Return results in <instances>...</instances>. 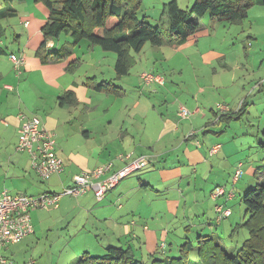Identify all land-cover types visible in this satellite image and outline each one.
<instances>
[{"label": "crops", "instance_id": "0c3cea01", "mask_svg": "<svg viewBox=\"0 0 264 264\" xmlns=\"http://www.w3.org/2000/svg\"><path fill=\"white\" fill-rule=\"evenodd\" d=\"M144 1L142 0L141 4L145 7L147 3ZM175 1L180 8L186 9L194 0ZM164 4L166 0H161L157 6H153L155 16H149L148 10L144 8L141 12L142 18L152 17L159 25L167 23L166 17L161 16ZM27 10H30L31 14L20 22L24 37L23 46H29L39 36L42 38L43 26L41 24L39 27L35 24L40 21V18L35 17L36 14L34 16V12L28 9V5L24 7L26 14ZM41 11L45 24L47 11L43 5ZM192 19L198 23L199 27L185 43L171 45L164 37L163 44L158 46L159 51L153 53L155 61L166 69L170 66L181 73L184 66L194 62L199 68V74H204L196 77L202 81L195 86V94L198 98L192 100L183 101V99L174 98L168 102V97L165 96L156 104L147 99L148 97H138L131 107L124 105L122 110L118 109V119L112 118L107 121L98 120L97 112L78 113L77 108L81 105L98 107L104 103L99 102L100 97L106 95L89 87L86 79L94 78L97 83L113 84L121 91L119 97H123L125 91L123 86L114 83L115 79L121 81L122 78H116L114 71L116 58L100 53L97 47L90 46L89 43L86 45L85 53L79 55L70 48L68 40H65L64 43L67 44L63 45L62 49L69 51L70 54L44 66L43 74L46 78L43 83L53 89V92L48 97L50 98L48 103L45 102L39 106V111L36 112L35 107L29 108L25 98L18 96V92L22 94L27 89L26 81H18L15 84L9 78L0 80V108L4 100L8 101L10 98L16 106L14 111L4 112L0 109V192L6 190L10 194L21 193L33 197L45 192L57 193L71 185L73 176L109 161H115L118 155L131 154L132 157L146 156L149 159L142 170L132 175L134 177L123 179L125 181L110 190L101 202H96L91 191H88L79 198L62 197L57 207L31 211L33 233L20 243L4 249L5 258L15 261L16 264L31 261L32 259H25L23 256L27 253L28 247H31L29 252L36 256L32 260L33 264H41L40 254L36 253V245L40 238L46 237L54 229L50 222L59 223L60 226L68 219L66 222L68 226L73 225L75 230L78 229L77 233L82 231L77 235V243L82 240L83 232L87 227L92 231V233L87 232L79 246L82 251L84 250L82 255L87 253L91 257H100L90 254L97 253L96 248L103 251H107L109 247L131 248L136 253L137 259L145 263L157 260L155 257L159 252L158 249L161 245L165 247L166 243L170 242V238L175 236L171 234V229L175 231L180 218H184V222L191 220L189 214L195 208L197 224L191 220L192 228H188L187 232H191L192 229L198 232L202 229L205 232V228L210 232L212 231L211 218L220 223L231 216L232 211L228 204L233 194L230 184L234 185L236 182L238 184V180L233 182V176L235 166L240 165L241 169L244 166L239 157L242 150L225 145L222 137H219L223 132H217V128L221 129L228 120L234 119L232 114L239 117L248 112L247 97L243 95L245 87L254 86L249 88L254 91L264 89V0H255L254 5L247 11L246 17L238 24L221 22L208 15L201 19L195 17ZM25 22L28 23L27 26L24 25ZM15 38L20 41L18 37ZM54 47L55 42L48 40L46 48L55 49ZM10 55L24 58L23 64L17 70L9 59ZM4 56H7L12 63L17 79L22 77L24 70L29 69L33 59L23 49H18V52L9 55L5 52ZM106 57L111 59L109 64L105 62ZM241 57L242 59L244 57V63L248 69L241 64L239 60ZM249 59H252L254 63L251 68ZM73 63H78V66L72 72H68L67 68ZM110 63L114 76L109 74L108 80L104 76L98 80V75L102 74L96 71L103 65H109L110 68ZM38 65L37 69H40ZM142 72L144 70L138 75L140 95L158 94L161 88L165 90L168 88L164 80L162 85L143 84L140 78ZM209 74H212V78ZM237 74L243 78L237 77ZM224 76L230 77L233 87H236L234 83L236 80H243L238 83L235 94L233 87L230 89L231 86L223 82ZM215 78L219 79V86L215 85L217 88L210 84L212 80H216ZM141 85L145 88V94L140 93ZM251 90L248 92L249 95L254 92ZM218 91L221 93V98L214 94ZM67 93L72 94L73 97L67 98L70 101L61 106L59 98ZM16 95L17 98L14 99L13 96ZM106 96L118 98L113 95ZM106 100L110 99L107 97ZM241 101L243 104L238 109ZM219 104L228 106L229 111L218 114L220 117L224 116L223 120L218 122L217 105ZM260 104L264 105V100H260ZM160 105H162L161 108L158 107ZM74 106L76 115L69 111ZM180 106L191 111L192 116L180 119L177 116ZM57 108L68 111L62 115H56ZM47 109L49 114L45 112ZM239 111H241L240 114H237ZM104 112L107 114V111ZM22 115L40 118L42 126L54 134L55 152L63 161L61 174L44 181L46 182L44 188L35 185L34 177L36 179L38 177L30 167L28 154L15 150ZM258 116L260 120L258 127H260L261 122L264 121V109ZM112 127L113 131L109 132ZM215 145L219 148L216 153L211 154L210 149ZM110 146L115 148L109 150ZM121 164L120 161H115L114 168H119ZM259 170V166L250 165L249 173L248 169L244 171L246 176L241 182L244 187H248L247 189L254 187L253 183L264 185V174H260ZM250 175H254L257 180L250 178ZM216 187H222V193L217 198H212L211 194ZM217 208L228 211L229 215L219 220ZM223 224L222 222L221 225ZM224 227L233 229L231 223ZM198 237L211 238L196 234V239ZM214 237L217 240L211 239L219 244L221 241L219 235ZM62 240L66 241V238ZM90 240H93V244H90ZM21 244L25 246L20 248ZM61 247H63L61 252L60 247L54 249L53 244L49 247L51 256L49 264L53 262L55 255L62 259L61 262H57L58 264H75L77 262V258H73L75 254L70 256L69 248L66 245ZM161 253L165 254L163 251ZM166 258H168L167 254L158 260ZM16 260L20 262L17 263Z\"/></svg>", "mask_w": 264, "mask_h": 264}, {"label": "rangeland", "instance_id": "374dc122", "mask_svg": "<svg viewBox=\"0 0 264 264\" xmlns=\"http://www.w3.org/2000/svg\"><path fill=\"white\" fill-rule=\"evenodd\" d=\"M34 0H24L23 2H20L18 0H13L9 2L8 0H0V11L7 9L8 7L12 8L15 11V15L12 17H6L3 19H0V27H2V32L4 31L2 37H0V49H3L7 55L10 53H16L18 52V49L24 50L25 53L30 55L33 59L31 61L30 67L27 70H24L23 75L20 79H17V75L13 70V65L12 61L10 62L7 56L0 55V80H12L15 84L19 81H26L27 84V89L25 90L24 93L21 94V92H18V96L22 98V96L25 98L27 105L29 108L35 107L36 112L39 111V106L42 105V103H48V100L50 98L51 93L53 92V89L48 88L45 86L43 83L45 80V76L43 74L44 66L47 64H50L56 60L53 59L52 56H50V53H54L55 50L61 51L63 48V45H66L67 43H64L65 40H68V42L72 43L73 40L68 37L61 35L57 40H54L55 42V49H45L44 55L42 54L40 57H37L36 52L37 49L40 46V42H42L41 36L39 38L34 39L29 46H23L24 42V37L22 36V28H21V23L23 20L29 17L31 14L30 10H27V14L24 11V7L28 5V9H31L34 12L35 17L40 18V21L35 22L37 26L40 27L44 25V16H42L40 13L42 12V5L40 6L39 4L41 3H35L33 2ZM161 0H145L144 2L147 3V6H143L141 4L140 10L138 12V17L142 18L141 12H143L144 8L148 10L149 16H155V11H153V6H157V3ZM171 0H166V3ZM20 3V4H18ZM185 3H182L183 6ZM55 7H60V4L57 3ZM146 20L151 23L152 25H159V23H156L154 19L151 18H146ZM164 29L167 28V23H162L160 24ZM18 37L20 41L15 38ZM237 40V39H236ZM246 41V40H245ZM88 42L86 40H82L80 44L76 46L74 49V53H78L79 55L85 53V48ZM247 43H245L246 45ZM253 44V43H252ZM247 46V45H246ZM251 46V44H250ZM97 47L96 49L100 51V53H104V55H107L108 57H112L113 59L116 58L115 53L113 52H107L103 51L100 47ZM242 47V45H240ZM159 47L158 46H150L149 44H146L143 50L135 55V64L132 66L129 75H127L126 78H121V81H117L116 79L114 80V83H117L116 85L123 86L122 88L125 91V94L123 97H118L114 98L112 96H106L102 95L99 99V102H104L101 103L98 107H91V106H76L78 113H86V112H92L96 113V117H98V120L100 121H107L108 119L112 118H117V115L119 114V108L122 110L124 105H127L128 108L132 106V103L134 100H136L138 97H148L147 99H150L154 103L157 101H160V99H163L165 96H167V101L171 102L174 98H179L183 99V101L187 100H192L193 98H198V95L195 94V86L198 84H201L200 78H197L198 76H203L204 74L202 73L201 75L199 74V68L196 67L194 62L190 65L184 66L182 68V72H176L175 69H172V67H167V69L164 66H161L159 62L155 61V56L153 53L158 52ZM43 57L44 59L47 60V62H43ZM106 57V64H109V60L111 62V59ZM102 61V59L100 58ZM239 60L242 62L241 64L245 65L247 68L246 64L244 63V57L242 59L239 58ZM250 61V68L253 66V60L249 59ZM103 62V61H102ZM39 64V65H38ZM37 65L40 67V69H37ZM242 65V66H243ZM244 68V66H243ZM166 69V71H164ZM248 69V68H247ZM146 71V72H152L155 75H159L163 78L164 82H166V86L168 88L165 90V88H161L158 94H145V88L142 87L141 85V94L145 95H140L138 93V75L141 71ZM217 70V68H216ZM102 74L101 76L98 75V80H101V78H106L108 80L110 75L114 76V73L111 72V63H110V68L109 65H103L100 69L96 71V73ZM95 73V74H96ZM99 73V74H100ZM231 75V74H230ZM212 74H209V77H211ZM239 78H243L240 75H236ZM208 77V78H209ZM212 78V77H211ZM210 78V79H211ZM216 80H212V84L214 87L219 86V79L215 78ZM230 77L226 78V76L223 77V82L226 84H229L230 89L234 86L232 85L231 81L229 80ZM228 80V81H227ZM211 81V80H210ZM243 80H236L234 83L236 84V87H233L232 90L235 94V90H238V83L242 82ZM209 83V82H208ZM29 87V88H28ZM251 88L254 86H250ZM250 87H245V92H244V97H247L248 101V106L249 110L246 114H242L239 117L236 116V114H232L235 118L228 120V123L223 124L222 128L218 129L217 132H223L219 137H222V139L225 142V145L232 146L236 148L237 150H242V154H240V159L243 162V167H242V174L241 176L237 179L238 184H230V188L232 189V194L233 196L231 197V201L229 202V207H231V216L228 218L222 220L220 223L216 222L215 219H212V222L210 223L212 227V231H208L205 228V232L203 230H195L192 229L191 232H187L186 230L189 228H192L190 222L191 220L194 221V224H197L196 221V216H197V209L195 208L194 211H192L189 214V217L191 220L184 222V218H180L179 221L177 222V225L175 226V231L173 232V228L171 229V234H174L172 238H170V242L166 243V246L164 247L163 251L165 254L161 253V249H158L159 252L156 254L155 258H161L164 257L167 254L168 258H178L180 257V250L185 243L190 242L192 249L187 251V264H196L198 261V253H197V239H196V234L202 235V236H209L211 238H214L217 240L215 235H219V238H221V241L219 244L224 246V250L231 254V255H236L237 250H240L242 247L243 242L248 238V232L247 230L243 227L244 223L247 220V215L245 212V207L242 204L241 198L244 195V193L249 190L247 189L248 187H244V185L241 183L243 179H245V172L248 169L249 173V167L250 165L254 166H259L260 174H264V121L261 122V126L258 127V124L260 123V120L258 119V114L261 112V110L264 109V105L260 104V100H264V89L254 91L249 89ZM217 88V87H215ZM254 91L253 93H250L249 91ZM195 94V95H194ZM214 94L217 95V97L221 98V93L214 92ZM213 94V95H214ZM16 96H13L15 99ZM110 99L107 101L106 99ZM131 98V99H130ZM200 99V98H199ZM18 104V101L16 105ZM157 104V103H156ZM224 104V103H223ZM222 105V104H220ZM15 103L12 101V98H10L8 101L4 100L2 107L0 108L1 110L5 111H14L15 110ZM18 107V106H17ZM159 108L162 107V105L158 106ZM92 109V110H89ZM67 109L61 110L57 108L55 111L56 115H62L63 113L65 114ZM69 111L72 112L73 115H76V108L75 106L70 109ZM107 111V114H105ZM132 111V110H131ZM189 111V110H188ZM259 111V112H258ZM46 113L49 114V110L47 109L45 111ZM165 112V111H164ZM191 112V111H190ZM208 112V110H207ZM54 115V113L52 112ZM226 122V121H224ZM215 128V131L217 130ZM113 131V127L109 129V132ZM241 146V148H240ZM262 147V148H260ZM112 148H115L114 146H110L108 149L112 150ZM236 167V166H235ZM255 168V167H254ZM235 170V169H234ZM255 170V169H254ZM245 171V172H244ZM255 172V171H254ZM137 173V172H136ZM135 174V173H134ZM132 174V175H134ZM129 176L127 179L134 177V176ZM250 178L257 180V178H254V175H250ZM35 180V185L42 186L44 188V185L46 182H41L38 179L34 177ZM3 181V180H2ZM125 180L121 181L120 183H123ZM1 182V181H0ZM241 183V184H240ZM257 183H253L252 186H256ZM40 188V187H39ZM253 188V187H251ZM4 191V190H2ZM8 192V191H7ZM199 212V211H198ZM44 213V212H42ZM68 220V219H67ZM64 221L62 225L59 226V223H54L50 222V225L53 226V230H51L46 237L40 238L38 244L36 245V253L40 254V257L42 259L41 264H49V259H51L50 252H49V247L52 246L54 249H58L61 252L62 248L61 246L66 245L69 249V254H75L73 258H80L84 250L82 251L79 246L82 244V242L85 239V235H87L88 231L92 233L91 229L87 227V229L83 232V238L77 243V235L79 233H82V231L77 233L78 229H74L73 225L68 226L66 222ZM226 221V222H225ZM224 223L221 225V223ZM230 223L233 226L232 230L227 229L224 226H229ZM176 232V233H175ZM215 233V234H213ZM92 235V234H91ZM62 238H66V241H63ZM77 243V244H76ZM58 244V246H57ZM76 244V245H75ZM90 244H93V240H90ZM75 245V246H73ZM25 244H21L19 247L23 248ZM78 247V248H77ZM29 249L27 250V253L23 254L25 256V259H35V255H32L29 251L31 247H28ZM76 250V251H73ZM97 253H89L92 256H101V254H105V251L103 249L96 248ZM134 255L136 256V253L134 252ZM5 257V254H4ZM34 258V259H33ZM54 260L53 262H50V264H58L61 262L62 259H60L56 255L53 257ZM137 259V257H136ZM31 260V261H32ZM74 260V259H73ZM15 262V261H14ZM16 262H20L17 261ZM58 262V263H57ZM145 264H151V261L145 262Z\"/></svg>", "mask_w": 264, "mask_h": 264}, {"label": "trees", "instance_id": "16d2710c", "mask_svg": "<svg viewBox=\"0 0 264 264\" xmlns=\"http://www.w3.org/2000/svg\"><path fill=\"white\" fill-rule=\"evenodd\" d=\"M34 2L41 3L47 11L46 23L41 28L42 42L37 49V57L44 55L48 40H57L61 35L73 40L70 43L71 49L82 40H86L90 46H98L104 51L115 53L114 71L116 78L119 79L129 74L135 64V55L140 53L146 44L161 46L164 37L171 45L185 43L199 27L192 17L201 19L208 15L221 22L238 24L246 17L255 0H194L186 9L180 8L178 3L172 0L161 9V16L167 20L166 29L138 17L142 0H34ZM57 3L60 7H55ZM14 15L15 11L10 7L0 11V19ZM2 30L0 27V37L4 33ZM4 54L5 51L0 49V55ZM69 54V51L62 49L50 53V56L58 61ZM43 62H47L44 57ZM76 66L78 63H73L67 71L72 72ZM94 80L86 79V84L93 90L115 97L121 95L120 89L113 84L97 83ZM72 97V94H65L59 98V104L61 106L67 104L70 101L67 98ZM223 117H219L218 122L222 121ZM241 201L247 215L243 227L248 232V238L240 250H237L236 255H231L213 239L198 237L196 264H264V185L258 184L247 190ZM189 249L191 250L192 246L187 242L181 247L180 257L152 260L151 264H187ZM75 264L145 263L136 259L131 248L109 247L105 255L91 257L85 253Z\"/></svg>", "mask_w": 264, "mask_h": 264}, {"label": "built area", "instance_id": "2783aa9c", "mask_svg": "<svg viewBox=\"0 0 264 264\" xmlns=\"http://www.w3.org/2000/svg\"><path fill=\"white\" fill-rule=\"evenodd\" d=\"M27 22L24 23L27 26ZM15 69L17 70L24 61V58L15 55L9 56ZM140 78L145 85L163 84V78L152 72H142ZM243 101L238 105L241 108ZM218 114L229 111L226 105H217ZM177 116L180 119H187L192 116V112L183 106L178 109ZM197 144H199L197 142ZM219 146L215 145L210 149V153H216ZM17 152H25L29 156L30 167L41 181H47L54 175H59L63 171L62 160L55 153V140L52 132L46 130L38 117H20L18 127ZM120 161L119 168H114V162ZM115 161H109L92 170L83 171L73 176L72 183L68 187L62 188L60 192H45L33 197L25 194H10L6 190L0 192V264H16L4 257V249L20 243L28 235L33 233L30 219V212L34 210H48L57 207L62 197L79 198L86 192L91 191L96 202H101L105 195L114 189L123 179L142 170L149 159L146 156L132 157L131 154L118 155ZM240 165L235 167L233 182L241 176ZM222 193V187H216L211 196L217 198ZM218 219L227 217L228 211L217 208ZM163 249V245L160 247ZM23 264H33L26 261Z\"/></svg>", "mask_w": 264, "mask_h": 264}, {"label": "bare ground", "instance_id": "6f19581e", "mask_svg": "<svg viewBox=\"0 0 264 264\" xmlns=\"http://www.w3.org/2000/svg\"><path fill=\"white\" fill-rule=\"evenodd\" d=\"M24 116H26V115H24ZM27 117H32V116H27ZM37 117V116H36ZM39 118V117H38ZM40 119V118H39ZM41 121V120H40ZM41 125H42V123H41ZM54 135V134H53ZM17 137H18V135H17ZM54 140H55V138H54ZM17 144V143H16ZM16 147V146H15ZM56 153V152H55ZM57 155V154H56ZM62 163H63V161H62ZM33 171V170H32ZM88 171V170H87ZM34 172V171H33ZM83 172V171H82ZM78 175V174H77ZM55 176V175H54ZM53 177V176H52ZM51 177V178H52ZM73 178V177H72ZM39 179V178H38ZM40 180V179H39ZM41 181V180H40ZM41 182H44V181H41Z\"/></svg>", "mask_w": 264, "mask_h": 264}]
</instances>
